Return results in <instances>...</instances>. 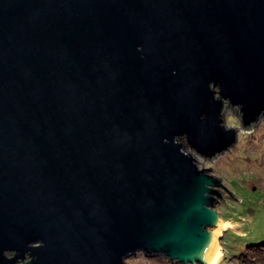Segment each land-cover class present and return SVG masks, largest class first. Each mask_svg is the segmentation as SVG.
Instances as JSON below:
<instances>
[{
  "label": "water",
  "instance_id": "water-1",
  "mask_svg": "<svg viewBox=\"0 0 264 264\" xmlns=\"http://www.w3.org/2000/svg\"><path fill=\"white\" fill-rule=\"evenodd\" d=\"M228 106L264 118V0H0V264H214Z\"/></svg>",
  "mask_w": 264,
  "mask_h": 264
},
{
  "label": "rangeland",
  "instance_id": "rangeland-1",
  "mask_svg": "<svg viewBox=\"0 0 264 264\" xmlns=\"http://www.w3.org/2000/svg\"><path fill=\"white\" fill-rule=\"evenodd\" d=\"M223 117L229 128L238 130L237 142L216 157L204 159L202 168H212L213 170H206L207 174L219 178L220 183L239 198L237 200L222 186L218 187L215 209L222 218L224 215L230 219L223 220V224H228L219 228L221 234L218 243L222 251L216 264H236L232 263L233 257L222 244L228 232L233 231L241 237L245 235L247 239L242 241L244 247L249 242L264 240V118L243 129L242 115L237 108L226 107ZM234 239L229 244L238 246L241 241H238L237 236ZM247 248L250 247L247 245ZM237 256V264H264V248L252 251L244 249ZM125 264L180 263L171 262L163 256H146L137 252L126 259Z\"/></svg>",
  "mask_w": 264,
  "mask_h": 264
},
{
  "label": "trees",
  "instance_id": "trees-1",
  "mask_svg": "<svg viewBox=\"0 0 264 264\" xmlns=\"http://www.w3.org/2000/svg\"><path fill=\"white\" fill-rule=\"evenodd\" d=\"M223 220H229L230 218H225L224 217V215H223V218H222ZM235 236H237L238 237V241H241L240 242V244L238 245V246H231V244H229V241L231 242V241H233V240H235L234 239V237ZM247 239V237L244 235V237H241V236H238L237 235V233H234L233 231H231V232H228L226 235H225V237L223 238V242H222V244L223 245H225V247H226V252H230V256H232L233 258V260H232V263H236L237 264V261H238V253H241V251L242 250H244V249H248V250H257L258 248H247V245L248 244H250V242L249 243H247L246 245H245V247H244V245L242 244L243 242H245V240ZM243 241V242H242ZM263 250V249H262ZM245 253H248V252H246L245 251ZM237 257H236V256ZM240 258H242V257H240ZM227 262H225V263H223V264H226Z\"/></svg>",
  "mask_w": 264,
  "mask_h": 264
},
{
  "label": "bare ground",
  "instance_id": "bare-ground-1",
  "mask_svg": "<svg viewBox=\"0 0 264 264\" xmlns=\"http://www.w3.org/2000/svg\"><path fill=\"white\" fill-rule=\"evenodd\" d=\"M222 218V217H221ZM228 223H224L223 224V219H221V224L219 225V227H217V228H215V230L217 231V234H218V237L220 236V234H221V229H219V228H221L222 226H225V225H227ZM219 244V243H218ZM219 247H220V245H219ZM221 257V253H220V255H219V257L217 258V260L214 262V264H216L217 262H218V260H219V258Z\"/></svg>",
  "mask_w": 264,
  "mask_h": 264
}]
</instances>
